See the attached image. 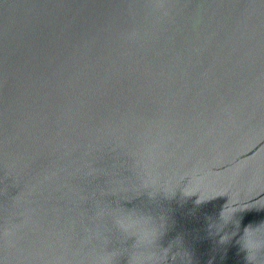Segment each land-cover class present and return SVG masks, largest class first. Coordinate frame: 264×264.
I'll return each instance as SVG.
<instances>
[{
    "label": "water",
    "instance_id": "95a60500",
    "mask_svg": "<svg viewBox=\"0 0 264 264\" xmlns=\"http://www.w3.org/2000/svg\"><path fill=\"white\" fill-rule=\"evenodd\" d=\"M0 264H264V0H0Z\"/></svg>",
    "mask_w": 264,
    "mask_h": 264
}]
</instances>
